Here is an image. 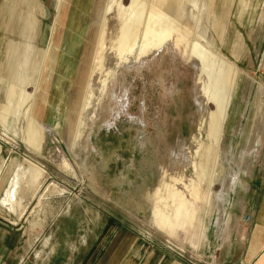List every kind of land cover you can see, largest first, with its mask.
<instances>
[{
    "label": "rangeland",
    "instance_id": "374dc122",
    "mask_svg": "<svg viewBox=\"0 0 264 264\" xmlns=\"http://www.w3.org/2000/svg\"><path fill=\"white\" fill-rule=\"evenodd\" d=\"M262 142L264 0H0V217L22 264L118 229L213 264L207 223Z\"/></svg>",
    "mask_w": 264,
    "mask_h": 264
},
{
    "label": "crops",
    "instance_id": "0c3cea01",
    "mask_svg": "<svg viewBox=\"0 0 264 264\" xmlns=\"http://www.w3.org/2000/svg\"><path fill=\"white\" fill-rule=\"evenodd\" d=\"M262 143L249 150L250 156H244L236 180L226 189L229 198L225 200L223 214L207 223L202 250L213 264H264ZM148 192L146 189L144 195ZM5 222L0 217V264H22L18 256L17 234ZM130 232L129 229L105 230L102 234L106 238L104 244L86 246L84 256L74 264H178L175 259L168 261L158 249L148 248L142 238H132ZM46 245L48 238L43 247ZM36 258L43 262L46 253H36Z\"/></svg>",
    "mask_w": 264,
    "mask_h": 264
},
{
    "label": "bare ground",
    "instance_id": "6f19581e",
    "mask_svg": "<svg viewBox=\"0 0 264 264\" xmlns=\"http://www.w3.org/2000/svg\"><path fill=\"white\" fill-rule=\"evenodd\" d=\"M23 74V73H22ZM10 206H11V204L10 205H8V204H6L5 202H3V201H1L0 200V207L1 208H4V209H6L7 211H9L10 209Z\"/></svg>",
    "mask_w": 264,
    "mask_h": 264
},
{
    "label": "built area",
    "instance_id": "2783aa9c",
    "mask_svg": "<svg viewBox=\"0 0 264 264\" xmlns=\"http://www.w3.org/2000/svg\"><path fill=\"white\" fill-rule=\"evenodd\" d=\"M246 219L248 220V219H249V217L247 216V217H246Z\"/></svg>",
    "mask_w": 264,
    "mask_h": 264
}]
</instances>
